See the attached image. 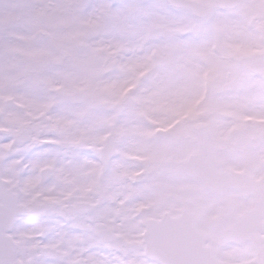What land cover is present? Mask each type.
I'll return each instance as SVG.
<instances>
[{
    "label": "snow or ice",
    "instance_id": "snow-or-ice-1",
    "mask_svg": "<svg viewBox=\"0 0 264 264\" xmlns=\"http://www.w3.org/2000/svg\"><path fill=\"white\" fill-rule=\"evenodd\" d=\"M241 6L0 0V264H157L159 229L132 246L116 227L124 113L96 107L89 89L116 76L99 69L162 44L213 43V25ZM162 28L173 31L158 39ZM239 264H264V226Z\"/></svg>",
    "mask_w": 264,
    "mask_h": 264
},
{
    "label": "rangeland",
    "instance_id": "rangeland-1",
    "mask_svg": "<svg viewBox=\"0 0 264 264\" xmlns=\"http://www.w3.org/2000/svg\"><path fill=\"white\" fill-rule=\"evenodd\" d=\"M163 29H168V28H162L158 30L159 33L162 32ZM161 50L162 52H165L166 57L169 59V62L172 65V46L170 47V50L169 48H162ZM193 51L194 50L190 48L185 50V53L189 54ZM139 60L140 59L134 60L137 63L136 68L139 69V72L134 74L135 81L139 85V92L143 93L140 95V97L145 101V104L150 105L149 107L146 106L147 110L149 111L154 110V112L155 110L157 111V108L159 111H162L164 108L165 112L168 110L171 111L173 110L174 103H176L175 100L176 96L182 95L181 93L174 95V92L172 91L173 88L177 89V91L179 90V88L186 90L189 92L191 96V84L193 81L197 79L201 70H203V66L193 65L190 62L186 66L181 65L178 71H180L182 74L185 75L184 77H186V82L182 83L180 86L177 87H173L171 84L169 85V87L166 88L164 84L161 85V82L165 80L160 76L159 70L156 71V76L153 81L154 84H150L149 82L143 81V66L146 65L149 58H141L143 62L140 68L138 67ZM179 60L182 61V57H179ZM130 62H132V60H127L126 66H129ZM170 68L172 69L173 72L172 66ZM110 69L111 68H101L98 70L97 75L102 76ZM132 71H133L132 67L125 68L124 66L122 67L118 66L115 79L117 81H120L121 83H125L126 80H124L123 78L125 76L131 78ZM165 72L167 73V70H165ZM232 76H239L241 78L246 77V75L242 72V69L239 66L230 68L229 73L226 76V79L230 80ZM159 80L161 81L159 83V85L161 86L156 84L157 81ZM113 81H115L114 77H113ZM165 82L168 83L167 80ZM169 82H172V79ZM101 85L102 84L99 83L93 85L89 89L88 95L90 99L93 101L94 105L98 108H100L101 105H104L106 106L108 111L115 110V112H117L116 108L119 107V105H121L122 107L121 110L124 113V119H125L121 128L125 129L126 127L127 128L141 127L139 126L140 123L139 116L138 115L136 116L137 114L136 110H135V115L133 117V110L135 108L136 103L131 102L128 105L129 99H124V98L115 99L116 98L115 96L114 99L111 100L109 105L105 104L104 99L102 97L103 93L101 90H99ZM231 85L234 86L233 83ZM199 87L201 89L202 87L201 82L199 84ZM133 90H134L133 88L129 89V91H133ZM247 91H248V87L245 89V92ZM234 95L236 94L227 93V96L225 98L229 100L235 97ZM241 95H250V94L241 93ZM258 98H259L258 96L256 98H250L247 104H245V107L250 112H255L258 110L257 108H261L260 113L262 114L260 115H264V111L262 110V107H260L261 105H263V100ZM227 99H222L223 105H227ZM151 100L153 101L149 102ZM230 101H234V100H230ZM217 102L218 104L221 103V99L217 100L215 98H212L209 102V105L212 108H214ZM126 105L130 113L129 119H127L126 117L127 115H125L127 114V111H125ZM206 106H208V103L206 104ZM210 106H208V108ZM159 111L153 113L156 114L157 119L161 117ZM209 112L210 111H208V113ZM205 117L206 116L203 117L201 116V120L198 123H195L192 120L190 121L186 120L176 125H171L170 127H168V130L171 131L172 134L180 138L179 144L177 146L171 147L172 149L171 151L174 157L173 159L170 155H168L170 148H168L167 144L159 138L155 128L149 129L146 140V143L150 145L152 150L149 149L148 145L142 142H137L139 144L138 146L136 145V143L132 145L128 144L127 151L125 152L127 153V155L136 154L142 156V154H147V156L150 155L152 157V159L146 158L147 161L146 163L148 165H147V172L145 173L144 182L146 181L148 183L149 181L152 180L155 181L156 179H161L162 177L161 174L166 170L165 177H162L159 184L161 183L168 184L169 185L168 190L172 191V195L167 197V194L165 192L166 190L162 186V187H154L152 191L147 190V188L143 189L142 192L139 193L143 198L141 197L139 198V194L136 192V190L134 191V194L130 193L132 192V189L129 185L130 182L128 181V179L126 180L127 170L122 168L118 176V182L116 185L117 191H121V192H117L116 190H114L112 196L115 202L114 215L117 217L116 227L120 230V235L123 238H126L128 241L132 242V246H138L144 241L143 233L140 234V237L138 235L139 230L141 228H144L143 222H145L149 218L158 219L162 213L161 212L162 208H168L173 213H177L179 209H181L182 207H186L197 218L198 230L205 233L206 235H210V237L213 239V241L211 243L208 242L207 245L212 248V250L214 251V255L220 261V263L239 264L240 257L244 254L246 245L248 243H242L241 245L235 246L234 244H232V242H230L222 235V231L226 228L233 227L234 218L237 216V214L240 213L242 214L243 210L246 207L249 208L251 205H254L253 203L255 200L251 197L243 198L241 196H238L236 193H234L235 194L234 195L230 193V191L227 193H222L221 197L215 195L210 196V195L201 194L199 191H196V190L202 191L201 187L196 181L188 180L184 175L178 172L179 170L178 171L176 170V163L180 160H183V157H186L187 155H190L191 153L194 152V147L190 146L191 142L189 140L191 138V135H193V132L191 130L194 128V126L204 121ZM144 119L147 120L148 118L145 117ZM207 122L208 124L214 125L216 120L215 118H212V119H208ZM228 125L229 123H226L224 128H216L214 133L208 132L212 134V136L210 137L211 145L208 143L210 149V157L214 159V161L217 163L218 169L234 170V171H237L240 168L247 169L245 163H247L249 157L254 156V153L247 152L243 154H238V153H233L231 151V147L228 146V144L230 143L229 141L231 139L227 137L225 131ZM127 131L129 133H133L131 132V130L128 129ZM134 135L135 134L129 135L127 137L128 141L130 139L137 140L136 138H133ZM219 137L221 143L227 144V146L222 147L220 144H218ZM257 147L260 148V151L257 153V156L261 155L257 163L261 165L258 166L252 165L251 168L253 169V173H256L257 175L264 177V137L260 142H258ZM165 156H166V161L168 163V169L167 166L161 161L162 157L165 158ZM125 164H131V163H125ZM135 165H139V164H134V166ZM139 166L136 167L138 168ZM153 167H155V170L153 169ZM174 171L178 177L172 176V173H174ZM132 173L135 179H138L141 176V173L135 171L134 169H132ZM154 175H156L155 176L156 179H154ZM150 184H152V182ZM184 185L186 186V189ZM187 190L188 191L194 190L196 192L188 193ZM186 197H188V199H186ZM141 203L145 204V206H141ZM140 207H145L150 209L149 211H147L145 217L143 215L144 213H141L142 218H138L134 215L133 212ZM229 212L233 214V218L231 219H229L228 217ZM221 213H222V218L220 217V219L218 220L219 214ZM210 216L219 221V228L217 230H214L213 232L209 231V229H207V227L205 226V223H207V221L204 218L207 219L208 217L210 218ZM203 221H205V223ZM225 222H228L230 226L224 227L223 223Z\"/></svg>",
    "mask_w": 264,
    "mask_h": 264
},
{
    "label": "water",
    "instance_id": "water-1",
    "mask_svg": "<svg viewBox=\"0 0 264 264\" xmlns=\"http://www.w3.org/2000/svg\"><path fill=\"white\" fill-rule=\"evenodd\" d=\"M201 139L204 142V134H201ZM203 142L199 153L201 157L207 152ZM200 156L197 155L196 158H200ZM186 169L198 175L188 165ZM155 229H159L158 240L156 238L154 241L151 253L164 264H217L211 251L203 248L202 239L194 238L192 220L188 219L186 222L165 220L156 225ZM172 251H174V256Z\"/></svg>",
    "mask_w": 264,
    "mask_h": 264
},
{
    "label": "flooded vegetation",
    "instance_id": "flooded-vegetation-1",
    "mask_svg": "<svg viewBox=\"0 0 264 264\" xmlns=\"http://www.w3.org/2000/svg\"><path fill=\"white\" fill-rule=\"evenodd\" d=\"M198 1L202 4H206L209 0H192ZM221 3L224 6H230L232 0H214L215 3ZM236 4L242 5L238 8L234 15V18L229 19L227 16L221 18L216 24L218 26V32L222 33L225 41L229 46L235 47L240 41L241 29L245 28V22L248 20H263L264 21V4L259 3V0H237Z\"/></svg>",
    "mask_w": 264,
    "mask_h": 264
},
{
    "label": "clouds",
    "instance_id": "clouds-1",
    "mask_svg": "<svg viewBox=\"0 0 264 264\" xmlns=\"http://www.w3.org/2000/svg\"><path fill=\"white\" fill-rule=\"evenodd\" d=\"M199 91H200V87H199L198 82L193 81L191 84V100L193 104H195ZM176 118H177L176 116H172V117H169V120L176 119Z\"/></svg>",
    "mask_w": 264,
    "mask_h": 264
},
{
    "label": "bare ground",
    "instance_id": "bare-ground-1",
    "mask_svg": "<svg viewBox=\"0 0 264 264\" xmlns=\"http://www.w3.org/2000/svg\"><path fill=\"white\" fill-rule=\"evenodd\" d=\"M228 217H229V219L233 218V214H232L231 212H229ZM223 226H224V227H228V226H230V225H229L228 222H225V223H223Z\"/></svg>",
    "mask_w": 264,
    "mask_h": 264
}]
</instances>
